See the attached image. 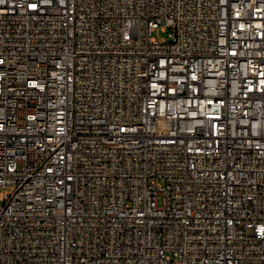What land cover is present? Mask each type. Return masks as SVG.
I'll return each mask as SVG.
<instances>
[{"label": "built area", "instance_id": "1", "mask_svg": "<svg viewBox=\"0 0 264 264\" xmlns=\"http://www.w3.org/2000/svg\"><path fill=\"white\" fill-rule=\"evenodd\" d=\"M0 264H264V0L0 2Z\"/></svg>", "mask_w": 264, "mask_h": 264}, {"label": "rangeland", "instance_id": "2", "mask_svg": "<svg viewBox=\"0 0 264 264\" xmlns=\"http://www.w3.org/2000/svg\"><path fill=\"white\" fill-rule=\"evenodd\" d=\"M153 36H154L156 39L161 40V39H163L164 37L167 36V33L164 32L161 28H159V29H157L155 32H153ZM158 182H159L160 184H164L163 179H159ZM159 201H160V203L162 202V196H160Z\"/></svg>", "mask_w": 264, "mask_h": 264}, {"label": "snow or ice", "instance_id": "3", "mask_svg": "<svg viewBox=\"0 0 264 264\" xmlns=\"http://www.w3.org/2000/svg\"><path fill=\"white\" fill-rule=\"evenodd\" d=\"M0 2H3V0H0Z\"/></svg>", "mask_w": 264, "mask_h": 264}]
</instances>
